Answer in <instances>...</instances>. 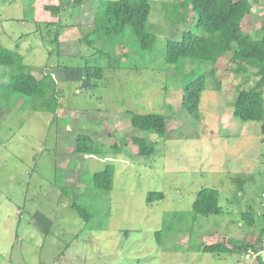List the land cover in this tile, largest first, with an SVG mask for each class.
<instances>
[{
    "label": "rangeland",
    "instance_id": "rangeland-1",
    "mask_svg": "<svg viewBox=\"0 0 264 264\" xmlns=\"http://www.w3.org/2000/svg\"><path fill=\"white\" fill-rule=\"evenodd\" d=\"M180 1L150 0L155 44L145 50L130 27L118 39L83 41L99 0H0V44L18 50L36 77L52 73L60 99L56 113L37 111L20 94L7 100L0 87V264H246L247 245L264 226V121L234 115L244 76L227 67L230 54L215 73L211 63L164 64L168 38L197 32L191 8L186 22L172 20L171 4ZM251 1L243 29L257 38L264 0ZM92 64L104 68L103 78L87 79ZM200 67L207 80L198 118L182 98ZM9 81L0 65V85ZM132 112L164 113L165 134L136 128ZM80 134L94 138L93 153L74 151ZM133 136H147L155 152L139 154ZM107 166L115 169L111 191L93 182ZM203 187L219 190L223 211L195 219ZM149 192L164 197L148 202ZM209 243L230 250L206 252Z\"/></svg>",
    "mask_w": 264,
    "mask_h": 264
},
{
    "label": "trees",
    "instance_id": "trees-1",
    "mask_svg": "<svg viewBox=\"0 0 264 264\" xmlns=\"http://www.w3.org/2000/svg\"><path fill=\"white\" fill-rule=\"evenodd\" d=\"M79 1V0H76ZM170 4L167 3L166 6ZM48 10L59 12L62 6L48 5ZM194 12L197 32L187 30L182 38H168L164 46V64L177 66L181 59L200 66L211 63L212 72L217 71V62L230 56L228 68L244 80L238 84V95L234 104V115L242 121H264V35L253 37L243 29V21L252 9L251 0H182L171 4L170 14H176L173 21L186 22L185 9ZM94 10V29L84 35L83 41L93 45L106 37L125 36L127 27L138 38L139 47L150 50L155 44V36L148 29V19L152 11L150 0H99ZM58 40L55 33L52 42ZM0 65L9 67L10 81L0 85L3 96L11 100L20 94L25 97L26 105L32 110L56 113L60 105L59 85L52 73L38 78L33 74V67L24 61V56L14 49L0 44ZM201 66V67H202ZM200 67V72L193 71L192 79L183 86V106L195 117L199 118V102L202 92L206 89L207 73ZM87 79L103 78L104 68L99 64L88 65ZM251 78L252 84L247 86ZM131 124L149 134L164 135L168 117L161 112L144 114L130 113ZM264 140V122L261 127ZM131 142L138 148L141 155H151L155 147L147 136H133ZM96 142L90 135L80 134L76 137L74 151L81 154H91L95 151ZM115 169L107 166L104 170L93 174L94 187L111 191L114 184ZM164 197L162 192H149L148 202ZM220 193L216 188L203 187L197 193L192 210L196 217L210 214H220L223 209L219 203ZM80 215L87 221L91 214L79 205ZM242 217L254 224V215L244 212ZM160 232V231H159ZM264 232V226L256 239L247 248L254 246ZM246 248V249H247ZM206 252L229 251L222 243L204 245Z\"/></svg>",
    "mask_w": 264,
    "mask_h": 264
},
{
    "label": "built area",
    "instance_id": "built-area-1",
    "mask_svg": "<svg viewBox=\"0 0 264 264\" xmlns=\"http://www.w3.org/2000/svg\"><path fill=\"white\" fill-rule=\"evenodd\" d=\"M242 259L246 264H264V232L254 246L246 249Z\"/></svg>",
    "mask_w": 264,
    "mask_h": 264
},
{
    "label": "crops",
    "instance_id": "crops-1",
    "mask_svg": "<svg viewBox=\"0 0 264 264\" xmlns=\"http://www.w3.org/2000/svg\"><path fill=\"white\" fill-rule=\"evenodd\" d=\"M59 85V84H58Z\"/></svg>",
    "mask_w": 264,
    "mask_h": 264
}]
</instances>
